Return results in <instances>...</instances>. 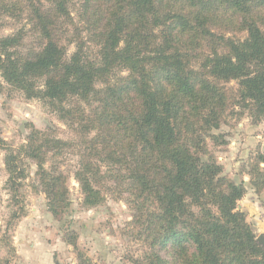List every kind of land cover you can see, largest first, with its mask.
I'll return each instance as SVG.
<instances>
[{"label":"trees","instance_id":"obj_1","mask_svg":"<svg viewBox=\"0 0 264 264\" xmlns=\"http://www.w3.org/2000/svg\"><path fill=\"white\" fill-rule=\"evenodd\" d=\"M11 1L0 5L24 1L41 42L25 54L22 30L0 37V78L81 137L72 145L28 137L24 152L52 216L69 207L68 179L57 164L46 168L47 156L77 148L72 177L83 205L102 203L105 173L124 187L146 246L132 264H264L236 209L245 190L206 144L230 107L264 120V0ZM259 160L250 172L257 190ZM78 264L91 263L80 253Z\"/></svg>","mask_w":264,"mask_h":264},{"label":"rangeland","instance_id":"obj_2","mask_svg":"<svg viewBox=\"0 0 264 264\" xmlns=\"http://www.w3.org/2000/svg\"><path fill=\"white\" fill-rule=\"evenodd\" d=\"M7 3L11 6L17 1ZM18 3L8 10L0 5V37L22 30L19 50L30 54L41 41L33 27L35 17L25 9L24 1ZM0 85V264H78L80 253L91 264H132V259H140L146 246L139 240L141 229L131 224L133 212L125 196L120 195L124 187L105 173L97 185L102 203L83 205L80 187L72 177L77 148L66 150L58 159L47 156L46 168L57 164L68 179L69 207L60 218L52 216L35 161L24 152L28 137L38 131L71 145L79 144L81 137L40 101L28 100L1 78ZM226 86L236 88L234 83ZM209 134L207 148L222 167V175L245 190L236 209L245 214L256 242L259 235L264 236V189L252 187L250 172L264 155V120L233 106ZM10 153L15 156L14 173L7 161ZM259 167L263 170L264 163ZM106 170L103 167L102 172Z\"/></svg>","mask_w":264,"mask_h":264},{"label":"water","instance_id":"obj_3","mask_svg":"<svg viewBox=\"0 0 264 264\" xmlns=\"http://www.w3.org/2000/svg\"><path fill=\"white\" fill-rule=\"evenodd\" d=\"M256 243L263 247L264 248V236L263 235H259L257 238H256Z\"/></svg>","mask_w":264,"mask_h":264}]
</instances>
